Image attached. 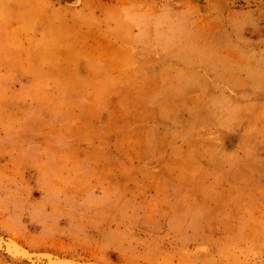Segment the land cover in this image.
I'll use <instances>...</instances> for the list:
<instances>
[{"label":"rangeland","instance_id":"obj_1","mask_svg":"<svg viewBox=\"0 0 264 264\" xmlns=\"http://www.w3.org/2000/svg\"><path fill=\"white\" fill-rule=\"evenodd\" d=\"M0 264H264V0H0Z\"/></svg>","mask_w":264,"mask_h":264}]
</instances>
